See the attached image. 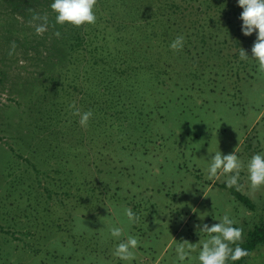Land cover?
Returning <instances> with one entry per match:
<instances>
[{
    "label": "rangeland",
    "instance_id": "rangeland-1",
    "mask_svg": "<svg viewBox=\"0 0 264 264\" xmlns=\"http://www.w3.org/2000/svg\"><path fill=\"white\" fill-rule=\"evenodd\" d=\"M102 1L96 21L97 13L128 16V0H107L106 13ZM51 3L0 0V264H126L113 253L128 235L139 240L133 264H180L177 243L206 238L198 225L227 214L244 230L241 247L264 229V188L251 187L246 167L264 154V71L240 58L241 49L251 57L257 36L242 34L237 0L146 7L150 23L130 29L135 41L115 58L128 60L118 72L122 91L105 82L98 91L105 64L83 71L78 91L69 81L55 91L58 74L73 79L83 67L59 48ZM34 15L48 17L42 35ZM177 36L181 50L170 47ZM73 104L93 113L87 127ZM235 150L245 166L240 188L228 187L225 175L207 179L211 155ZM113 226L124 230L119 240ZM199 250L184 264H199ZM243 264H264V245Z\"/></svg>",
    "mask_w": 264,
    "mask_h": 264
},
{
    "label": "clouds",
    "instance_id": "clouds-1",
    "mask_svg": "<svg viewBox=\"0 0 264 264\" xmlns=\"http://www.w3.org/2000/svg\"><path fill=\"white\" fill-rule=\"evenodd\" d=\"M97 0H52L51 10L55 13V24L73 26L91 25L96 22L95 7ZM237 4L243 9L240 19L242 21L241 31L244 36L250 37L254 33L257 36L251 48V57L247 51L241 49L240 58L242 60L253 59L258 63L259 70L264 71V0H237ZM33 21H41L35 24L37 35H42L48 31V17L34 15ZM54 26V25H53ZM57 37L60 33H55ZM184 37L177 36L171 43L173 50H181L184 47ZM14 47V45H13ZM76 109L75 104L71 105ZM74 115L80 117L79 123L82 127H87L93 113L91 111L81 113L76 109ZM210 153V152H209ZM244 164L238 157L236 150L231 154H223L217 151L207 160V179H219L221 175L227 176V186L240 188L239 180ZM248 180L253 189L264 188V154H255L247 163ZM124 215L129 223L136 221L137 217L130 208L124 209ZM235 221L225 214L219 223L211 226L204 223L197 226L199 233L206 234V238L201 239L198 244H191L187 241L177 243L175 252L180 264L191 259V253L199 246V264H235V262L249 256L248 250L241 247L243 243L244 230L235 226ZM111 237L120 239L123 235V228L113 226L110 230ZM235 244V247L231 245ZM139 245V240L128 235L127 238L118 243L114 250V255L126 264H133L135 261V249Z\"/></svg>",
    "mask_w": 264,
    "mask_h": 264
},
{
    "label": "trees",
    "instance_id": "trees-1",
    "mask_svg": "<svg viewBox=\"0 0 264 264\" xmlns=\"http://www.w3.org/2000/svg\"><path fill=\"white\" fill-rule=\"evenodd\" d=\"M114 1L116 2V0ZM120 1L121 0H118L116 3L113 1L112 2L115 6ZM190 1L193 3L194 7H196L195 4L199 3L202 5L203 3L209 0ZM158 2H161V0H128V5L125 10V12L129 10L128 16L123 15V13L117 14L116 12H113L109 14L108 18L107 16H103L102 13H97L100 20L98 19L95 24L92 25L86 24L83 28L70 24L57 25L58 30L62 35L61 42L63 46L59 48L66 49L70 59L73 57L72 59L74 60L72 61V64L79 61L78 66L83 67L84 69L82 68L81 70H74L73 75L75 76V78L70 79V74L68 73L70 72L69 70L72 69V65H68V63L63 67L60 65V71H62L63 73H65V71L69 72L64 75L58 74V76L53 80L54 82L59 83V86L55 89V91H65L66 89L64 85H66V81H69V86L78 91L77 82H79V80L81 81V73L90 66L94 68V66H99L100 64H103V66L104 64L108 65L109 69L104 67L97 68L96 80L99 84L98 86H96L98 91L101 89L102 91H105L103 88H101L103 82L107 84H115V91H122L120 80L121 78H123L124 72H121L122 74H119L118 72H120V64L123 63L124 65L126 61L128 62V60H125L124 58L120 63H118L115 62V58L118 56L117 61L121 60L119 59V54H121L122 52H127L125 48L126 45L129 42L132 43L135 41V39L131 37V34L135 32L131 30L130 36L126 37L127 32H129L130 29L135 28L136 26L143 25L142 27H146V24L150 23L149 19H147V16L143 15V11H146V7L149 9L156 7L157 11H159L161 3ZM108 6L109 4L107 0H103L102 5L98 10L100 12L106 13V9L108 8ZM233 7H231L230 9H233ZM203 8L200 9L198 7V11L202 12ZM210 8L211 7L209 6L208 9ZM210 11L213 12V9H210ZM53 14L55 16V13ZM128 25L130 27L125 29ZM111 27H117L116 31L113 32V29ZM143 32L146 36V28L143 30ZM160 34L161 31L159 32V35ZM111 46L112 50L110 49ZM59 69H57L56 65V70L58 71ZM73 69H75V67ZM108 73L116 74L118 77L116 79L114 77V80L110 81L108 79ZM232 194L244 204L246 202H249L248 199L238 191L233 190ZM261 232H264V229L256 228V230L252 232L251 238L245 244L242 245L243 248L248 250L249 256L253 251L256 250V248L261 245H264V233L261 234ZM246 258L248 257H245L244 259L240 260L239 263L243 264Z\"/></svg>",
    "mask_w": 264,
    "mask_h": 264
}]
</instances>
